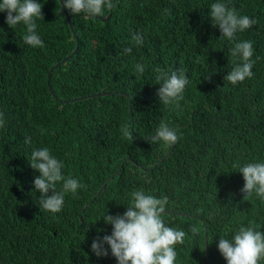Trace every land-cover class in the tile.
<instances>
[{
    "label": "trees",
    "instance_id": "1",
    "mask_svg": "<svg viewBox=\"0 0 264 264\" xmlns=\"http://www.w3.org/2000/svg\"><path fill=\"white\" fill-rule=\"evenodd\" d=\"M40 2L43 47L25 45L24 26L9 28L0 13V264H116L97 258L91 241L110 234L102 218L122 214L137 188L166 196L162 220L185 231L176 264H226L216 236L249 223L264 231V202L244 198L232 167L264 160V0H229L256 21L237 36L252 42L254 75L236 86L223 79L237 61L218 40L210 0H111L98 17ZM138 30L144 43L135 47ZM156 68L185 69L178 107L159 103ZM162 120L178 131L175 144L152 139ZM40 146L84 184L56 214L40 210L32 192L38 173L27 159Z\"/></svg>",
    "mask_w": 264,
    "mask_h": 264
},
{
    "label": "clouds",
    "instance_id": "2",
    "mask_svg": "<svg viewBox=\"0 0 264 264\" xmlns=\"http://www.w3.org/2000/svg\"><path fill=\"white\" fill-rule=\"evenodd\" d=\"M59 3L61 11L60 0ZM110 3L111 0H62L63 7L70 15L86 17L102 16ZM207 8L212 26L220 31L218 40L227 41L231 45L228 53L237 61L227 70L223 79L236 86L254 75L252 42L237 39V36L252 28L256 21L229 6V0H210ZM0 13L5 15V23L9 28L24 26L22 40L25 45L32 48L43 47L41 36L36 31L37 21L43 19L40 0H0ZM131 39L135 47L144 43V36L139 30L132 34ZM123 51L131 54L133 47H126ZM134 67L138 74L145 71L141 63H136ZM153 81L154 85L159 86V103L176 107L190 84L183 68L171 71L156 68ZM4 123V115L0 113V126ZM154 132L152 139L164 145L178 141V131L163 120L155 127ZM124 134L128 135L127 131ZM24 143L30 144V139L25 137ZM27 162L38 173L33 176L32 192L39 193L37 205L40 210L51 214L59 213L65 204L66 195L75 196L77 190L84 187L77 178L65 174L64 160L54 155L48 147H32ZM232 167L242 175L244 183L240 191L244 198L255 194L264 202V160L237 161ZM127 199L128 204L124 205L126 210L122 214L109 215L106 212L102 220L111 225V232L107 234L104 230H99L91 241V252L97 258L110 254L116 264H176L177 247L185 243L186 233L162 220L167 197H157L143 188H137L129 193ZM196 211L199 214L200 210ZM212 218L210 213L208 219ZM190 232L195 235L197 229L193 227ZM214 239L226 264H260L264 261V231L258 230L251 223L240 225L231 235H218Z\"/></svg>",
    "mask_w": 264,
    "mask_h": 264
},
{
    "label": "water",
    "instance_id": "3",
    "mask_svg": "<svg viewBox=\"0 0 264 264\" xmlns=\"http://www.w3.org/2000/svg\"><path fill=\"white\" fill-rule=\"evenodd\" d=\"M61 1V0H60ZM61 3H62V1H61ZM114 4H115V0H114V3H113V6H114ZM62 7H63V5H62ZM63 10L65 11V13H66V15L68 16V12H67V9L66 8H64L63 7ZM109 18V17H108ZM107 18V19H108ZM101 19L102 20H105L106 18H104V17H101ZM71 20V19H70ZM71 22V21H70ZM76 51H77V49L67 58V59H65L64 61H63V63L65 62H67L71 57H73L75 54H76ZM61 65V63H59V64H57V66L56 67H59ZM80 100V99H79ZM206 249L208 250V247H207V241H206Z\"/></svg>",
    "mask_w": 264,
    "mask_h": 264
}]
</instances>
